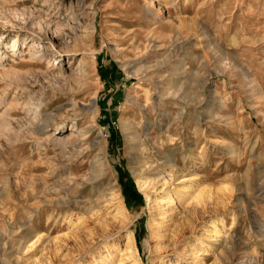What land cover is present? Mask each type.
<instances>
[{
  "label": "rangeland",
  "instance_id": "obj_1",
  "mask_svg": "<svg viewBox=\"0 0 264 264\" xmlns=\"http://www.w3.org/2000/svg\"><path fill=\"white\" fill-rule=\"evenodd\" d=\"M0 264H264V0H0Z\"/></svg>",
  "mask_w": 264,
  "mask_h": 264
},
{
  "label": "trees",
  "instance_id": "obj_2",
  "mask_svg": "<svg viewBox=\"0 0 264 264\" xmlns=\"http://www.w3.org/2000/svg\"><path fill=\"white\" fill-rule=\"evenodd\" d=\"M131 192H132V195L136 197H140V195L137 192H135V190L131 189Z\"/></svg>",
  "mask_w": 264,
  "mask_h": 264
}]
</instances>
